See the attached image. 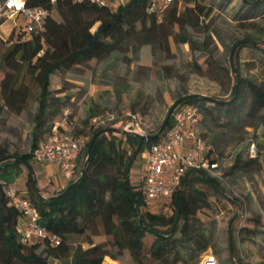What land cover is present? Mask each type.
<instances>
[{
	"label": "trees",
	"instance_id": "16d2710c",
	"mask_svg": "<svg viewBox=\"0 0 264 264\" xmlns=\"http://www.w3.org/2000/svg\"><path fill=\"white\" fill-rule=\"evenodd\" d=\"M27 2L54 8L59 19L48 15L41 31L31 32L25 38L17 37L1 53L0 113L4 108L21 111L33 91L36 106L30 150L7 153L5 148H0V180L13 184L31 200L40 214V223L56 234L59 242L54 244L48 238L34 243L21 241L16 227L19 211L9 203L0 183V264H102L105 256L118 259L124 249L132 264H141L145 253L159 264H189L194 255L213 245L211 234L197 216L198 211L210 206V202L196 182L202 181L216 193L225 194L219 179L203 169H189L172 195L173 209L167 214L146 208L141 189L130 181V168L140 150L156 141L172 122L171 111L176 105L193 102L201 110L210 100L226 102L197 93L179 94L160 126L143 139L116 126L92 130L83 148V158H80L79 175L48 196L41 192L30 162L33 148L50 131L57 108L66 104V98L56 95L59 90L51 87L54 75L91 59H102L112 52L127 60L130 40L148 45L153 56L166 54L163 61L173 59L169 38L174 43H188L192 48L191 30L202 24L201 17H206L210 10L201 0H174L161 18H157L148 11V0H126L116 8L72 0ZM248 3L262 5L264 0ZM242 46L255 47L262 55L264 47L249 36L235 40L229 47L233 69L231 99H238L243 85L252 96L253 112L264 106V89L255 80L241 76L238 68L233 66ZM202 131L204 135L203 128ZM206 141L208 155L214 158L218 153L207 138ZM249 143L235 153L230 171L236 173L262 167L261 149L255 144V155H251ZM23 166L24 178L16 186L15 179ZM98 226L109 237L114 250L107 248L106 242L91 241L85 248L70 246V234H84L89 230L95 233ZM239 232L249 236L258 230L239 228ZM147 237H150L149 241ZM236 242L233 230L229 228L230 256L234 255ZM38 247H41L40 251H37Z\"/></svg>",
	"mask_w": 264,
	"mask_h": 264
},
{
	"label": "rangeland",
	"instance_id": "374dc122",
	"mask_svg": "<svg viewBox=\"0 0 264 264\" xmlns=\"http://www.w3.org/2000/svg\"><path fill=\"white\" fill-rule=\"evenodd\" d=\"M248 1L253 0H201L210 12L206 17H201V25L191 30L192 48L188 43H174L169 38V46L174 54L173 59L163 61L166 54L162 53L157 57L154 56L152 65H138L140 61L145 62L149 58L145 53L144 44L139 45L136 41L130 40V47L126 54L127 60H124L122 56L118 60L111 59L112 64L108 77L104 78L101 68L97 65L93 67L92 62L82 64L74 71L69 70L54 75L55 82L61 78L62 86L67 87V92L72 94L69 95L68 103L63 107L67 106L71 111L75 132H88L87 123L91 116L104 108H115L114 101H122L134 96L132 95L134 90L137 91V96L145 97L148 102L150 100L147 113L151 118L150 128L154 130L160 126L169 107L179 94L197 93L226 102L219 103L210 100L209 105L200 110V125L204 130V135L218 155H225L234 147H237L236 153L240 148H244L248 141L253 140L264 156V106L252 112V96L248 90L243 89V85L237 100L233 101L230 96L233 70L229 60L231 44L239 38L249 36L259 46L264 47V4L257 5L248 3ZM50 16L59 19V14L54 8ZM10 28V22H5L1 26L0 67L2 51L17 37L16 28L11 30ZM24 35L27 37V33ZM119 61L125 63L123 69L120 68ZM137 65L141 66L138 68L141 69L138 73L136 72ZM234 65L241 76L255 80L264 89V55L257 48L240 47ZM156 67L161 69V76H158ZM90 71H92L91 80L97 84L95 88L97 101H102L105 97L108 104L99 106L93 101V95L86 92L89 79L84 78V75ZM77 72L83 76L82 83L63 79ZM35 106L36 95L33 91L21 111L14 112L4 108L0 113V148H5L7 153H24L30 150ZM63 107L57 108L56 116ZM122 122V120L117 121L109 126L119 128ZM45 137L46 135H43L41 139ZM139 159L137 156L130 168V181L135 187H140L142 180V166ZM30 163L35 174L41 178L38 162L32 158ZM229 166L230 163L221 164L219 175L216 176L225 194L216 193L202 181L196 182V186L205 191L210 202V206L198 211L197 216L204 222L207 232L212 236L213 245L206 251L214 252L221 264H234L235 262L250 264V258L259 250L264 254V240L260 237L259 239L253 237L244 241V236L247 234L246 232L240 233L239 228L258 230L256 233L258 235L264 233V168L235 173L230 171ZM24 175L25 166L15 179L16 186L21 184ZM41 184L43 185L40 186V190L45 196L58 190L59 183L54 184L53 180H49L47 185L41 180ZM146 208L154 212L163 211L169 214L173 205L170 202L153 204L148 201ZM229 228L233 230L236 240H239L238 246L242 250L243 257L239 258L238 252L235 258L230 256L228 244H226ZM242 236L243 239L240 238ZM146 240L149 241L150 237ZM91 241L92 243L106 242L107 248L115 249L112 248L109 237L103 233L100 226L96 227L95 233L89 230L84 234L69 235L71 247L85 248ZM40 250L41 247H38L37 251ZM205 252L194 255L188 263L191 264L195 260L198 264ZM115 260L119 264H132V259L126 249L121 251L119 258ZM141 264L159 263L145 253Z\"/></svg>",
	"mask_w": 264,
	"mask_h": 264
},
{
	"label": "built area",
	"instance_id": "2783aa9c",
	"mask_svg": "<svg viewBox=\"0 0 264 264\" xmlns=\"http://www.w3.org/2000/svg\"><path fill=\"white\" fill-rule=\"evenodd\" d=\"M89 2L96 5H107L116 8L126 0H72ZM174 0H148L147 9L161 18L166 8ZM54 3L55 0H50ZM41 5H29L27 0H0V31L5 22L16 28L17 37L25 38L31 32L43 29L44 20L51 14ZM9 30V31H10ZM16 37V38H17ZM200 109L196 103L184 102L176 105L172 111V122L154 142L145 145L139 152L141 161V186L139 187L146 202H170L174 191L180 186L182 177L189 169H203L213 176H218L220 166L231 163L237 147L225 155L212 158L208 155L209 146L200 125ZM123 121L120 130L138 132L147 135L153 131L146 115L138 110L107 107L91 116L87 123L88 132H75L71 111L64 107L60 117L55 119L44 139H40L32 150V158L38 163L55 162L60 170L62 180L58 189L75 179L81 171L80 158L83 148L90 138L92 130ZM121 127V128H120ZM249 153L255 155V142L250 141ZM9 203L19 211L16 227L21 241L34 243L48 238L57 244L59 237L47 230L40 223V214L29 198L23 195L13 184L0 180ZM198 264H221L218 256L206 251Z\"/></svg>",
	"mask_w": 264,
	"mask_h": 264
},
{
	"label": "crops",
	"instance_id": "0c3cea01",
	"mask_svg": "<svg viewBox=\"0 0 264 264\" xmlns=\"http://www.w3.org/2000/svg\"><path fill=\"white\" fill-rule=\"evenodd\" d=\"M143 47H144V49L146 51L145 53H146V55H148V58L149 59L146 60L145 62L140 61L138 65H142V64H150V65H152V62H154V56L150 52V49H149V46L148 45H143ZM120 56H121V54H118L116 52H112V53H110L109 55L105 56L102 59H91L87 63L92 62V66L93 67H95L97 65L98 68H101V70H102V76L105 78V76L108 77L110 75V74H108L109 70H111V64H112V62H110V60L111 59H117L118 60ZM119 63H120L119 64L120 68L123 69L125 63H123L122 61H119ZM137 66H136V72L138 73L139 71H141V69L140 70L138 69L141 66H138V67ZM76 69H77V67L72 68L71 70L74 71ZM156 71L158 73V76H161V69L158 68V67H156ZM91 72L92 71H90L88 74L85 73V75L87 77L84 75V78H88L89 79V82H88L89 83L88 84L89 86H88V89H87L86 92L88 94H92L93 95V101L96 102L99 106L100 105L108 104L107 103L108 100H106L105 97H104V100L97 101V93L95 91V88L97 87V84L95 83V81L93 82V80H91V77H92ZM140 74H142V73H140ZM80 75L81 74H79V72L72 73L71 76H68V77L65 76L63 79L64 80L67 79V80H70V81L75 80V81H79L80 83H82L83 76H80ZM101 81L103 82V78H101ZM51 87L54 88V89H56V90H59L58 92H56V95H58L60 97H63V98H66V104H67L68 103V97H69V95H72V94L69 93V92H67V90H68L67 87L62 86V80H61V78L57 82H55V80L53 78L52 79V82H51ZM132 93H133L132 95H134V96H130V98L124 99L122 101L116 100V101L113 102V106H116L115 108L120 109V110H122V109L138 110L142 114L146 115V117L148 119V122L151 124L150 115L147 113V110L149 109L150 100L148 102V100L145 97L137 96V91L136 90H134ZM60 114L61 113H59L58 116H56L54 118V120L57 119V118H59L60 117ZM261 159H262V168H264V156H262ZM38 171L41 173V178H39L38 175L36 174L37 183H39L38 184L39 187L41 185H43V184H41V180L43 181V183H45V185H47V182L49 180H53L54 181V184H57V183L60 184V182L62 180L59 167L53 161L38 163ZM263 235H264V233H262V235L252 234V235H249V236H244V239L243 240L244 241L245 240L247 241L248 239L253 238V237H256V238L258 237L257 239H259V237H260V239L264 240V236ZM236 241L237 242H236V245H235V251H234V255L232 257L235 258L234 256L238 252L239 258H240V257H243L244 255L242 254V250L240 249V246H238L239 245L238 244L239 243V240L237 239ZM226 244H228V243H226ZM250 261H251L250 264H264V254H262V251L259 250L257 252V254L252 255V257L250 258ZM234 264H241V263L235 262Z\"/></svg>",
	"mask_w": 264,
	"mask_h": 264
},
{
	"label": "bare ground",
	"instance_id": "6f19581e",
	"mask_svg": "<svg viewBox=\"0 0 264 264\" xmlns=\"http://www.w3.org/2000/svg\"><path fill=\"white\" fill-rule=\"evenodd\" d=\"M102 264H119L115 259H112L110 257H105Z\"/></svg>",
	"mask_w": 264,
	"mask_h": 264
},
{
	"label": "water",
	"instance_id": "95a60500",
	"mask_svg": "<svg viewBox=\"0 0 264 264\" xmlns=\"http://www.w3.org/2000/svg\"><path fill=\"white\" fill-rule=\"evenodd\" d=\"M132 133H133V134H136V135L139 136L141 139L146 138V135H144V134H140V133H138V132H132ZM27 167L30 168L28 165H27Z\"/></svg>",
	"mask_w": 264,
	"mask_h": 264
}]
</instances>
